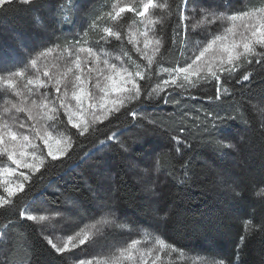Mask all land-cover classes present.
Here are the masks:
<instances>
[{
    "label": "trees",
    "instance_id": "obj_1",
    "mask_svg": "<svg viewBox=\"0 0 264 264\" xmlns=\"http://www.w3.org/2000/svg\"><path fill=\"white\" fill-rule=\"evenodd\" d=\"M91 1L95 0H87L80 6L81 0H36L37 7L21 6L20 10H15L17 5H9L0 11V30L6 26L23 32L32 40L41 32L40 27L45 25L52 33L49 41L54 39L64 44L73 35L75 27H84L86 19L89 21L93 17V10L86 8ZM157 2L162 7L154 9V13L161 23L154 30L158 38H163L165 47L155 58L158 63L153 65L151 78L139 81L149 91L159 81L154 75L158 67L170 68L180 64L191 47L190 43L182 55L178 50L179 37L177 44L171 43V37L175 35L173 29L179 26L181 0ZM79 13L81 19H78ZM133 19L136 18L132 13H125L118 23L110 21L107 26L126 34ZM186 23L191 33L190 20ZM100 29L92 30L91 40H101ZM108 42L109 47L123 50L140 65L147 64L132 52L127 35L123 41L113 38ZM5 48L8 50L10 46ZM245 68L253 72L251 83L237 84L235 81L239 76L227 81L229 92L222 95L220 101L207 99L208 96H215L214 82L201 83L194 88L190 94L195 99L174 100L176 94L154 97V102L142 109L154 111L151 120L157 121L155 125L149 124L146 119L134 121L122 110L107 120L91 123L90 132L83 137L77 134V129L65 126L63 131L72 136L76 145L71 155L63 163H49L46 169L33 175L31 181L25 184V190L13 198L14 207L0 209V227L11 221L7 228L10 242L0 244V264L25 263L29 259L31 264H75L72 252L63 256L56 254L44 239L49 232L37 222L21 220L18 210L27 208L30 213H36L41 207L61 210L66 201L78 202L88 208L93 203L88 187H96L103 179L95 167L102 162L101 157L111 168L116 209L132 226L156 232L182 251L213 259L234 260L239 238L245 234L244 221L252 219L254 224L264 221V205L252 195L251 187L253 180L264 178V112L261 111L264 109V66L254 63L245 65ZM221 81L224 83L223 76ZM165 97L169 99L167 104L163 102ZM173 101H179V104ZM237 109L248 121L247 124L237 119L228 121L217 130L210 125L208 131L204 130L206 112L230 116L236 114ZM129 110H133L131 106ZM197 116L201 117L200 121L194 119ZM198 123L200 127H197ZM181 127L185 128L184 133L179 131ZM112 133H116V139L106 142L101 148L99 142L107 141ZM172 136L187 140L191 148L177 145ZM210 138L233 143L243 138L242 151L239 154L230 150L216 151L206 144ZM117 141L128 147L127 153L120 149ZM177 147L181 149L179 154L175 151ZM147 155L150 162H144ZM158 155L161 162L159 171L156 170ZM189 158L190 178L183 184L178 183L177 177L182 175L179 166ZM132 159L136 163L141 162L140 167L148 169L150 176L154 172L155 180L160 182L159 195L154 204L145 205L142 189L146 182L142 183L134 177L133 168L129 166ZM229 184L241 186L237 189L241 192L239 202L230 198ZM157 202L165 205L166 210L170 209V218L166 222L161 223L154 218ZM239 255L240 264H264V232L253 230Z\"/></svg>",
    "mask_w": 264,
    "mask_h": 264
},
{
    "label": "snow or ice",
    "instance_id": "obj_2",
    "mask_svg": "<svg viewBox=\"0 0 264 264\" xmlns=\"http://www.w3.org/2000/svg\"><path fill=\"white\" fill-rule=\"evenodd\" d=\"M194 3L195 0H181L179 26L173 29L175 35L171 37L172 44H177V38L179 37L178 50L182 55L188 49L189 44L192 43L190 39L191 33L188 31L186 23L189 20V16L186 15V12L202 15L204 17L202 22H206L209 25L215 20L227 21L228 27L224 30L223 35H213L202 46H200V42H196L191 54L184 59L183 66L179 63L170 68L159 66L154 75L157 77L167 76V79H161L156 88L150 91L146 90L139 81L151 78L153 65L158 63L155 58L160 55L161 48L165 47L163 38L150 39L152 29L158 23H161L159 20L150 18L151 10L162 7L160 4L154 3V0H139V4L135 0H126L123 6L118 0L111 11L104 13L103 16H97L89 25L90 28L97 27V22L102 18L118 23L125 13H132L136 18L134 23L144 25L143 32L137 31L133 33L130 30L125 34L115 30L113 27H105L100 39L105 42L113 38L117 41H123L125 35H127L128 43L139 45L141 41L135 37H142L143 48L136 47V51L141 53L147 60V64L143 68L140 65H136L134 72L129 71L123 64L118 67L116 63H111L107 58L101 59L93 48L79 47L76 59L72 61V65L66 67L57 76L52 75L49 71L40 72L39 77L30 76V70L39 71L38 58H32L23 67L16 68L14 71L8 70L6 75H0V88L21 98L18 103H13L10 108H5L0 112V156L6 157L7 161L15 165V167H0V188L6 194L0 195V209L13 208V198L17 196V193L25 190V184L31 181L33 175L40 173L41 169H46L49 163L53 165L63 163L74 151L76 145L72 136L56 133V125L64 123L61 120V116L66 117L67 124L77 129V134L83 137L90 132L91 123L107 120L110 116L120 113L122 110L127 112L134 121L138 118L141 120L148 119L143 116L142 111L137 109H142L144 105L153 103L154 93L158 94V92L164 91L169 86L195 88L201 82H214L215 96H208L207 99L209 101H220L222 95H227L229 92L226 85L227 81L239 76V79L235 81L237 84L251 83L253 72L247 70L245 65L251 66L255 63L256 65L264 66V4L260 7H252L249 10L232 11L231 14H227V12L217 14L214 11L199 8L198 6L190 7ZM9 5H17L15 10H20L21 6H28L29 8L38 6L36 0H0V11H3ZM224 7L225 9L230 8L231 3L229 2ZM84 35H87V32ZM85 42L76 40L75 43L80 45ZM150 45L152 55H147ZM52 51V48H46L38 54V57H46ZM80 53H84L88 57V64L94 66L87 67L85 71V68L82 67ZM100 65H103V67ZM242 70L243 74L241 75ZM93 74H95V87L99 89L100 93L98 97L88 90V83L92 79ZM222 76L224 77V83L221 81ZM53 81L52 86L56 93L54 98L43 94L39 101L35 99L28 101L26 95L33 93V87H47L46 82ZM22 82H24L23 88L26 92L21 91ZM69 88H71L70 96ZM133 102L135 103L133 104ZM163 102L167 104L169 99L165 97ZM173 103L178 105L179 101H173ZM130 106L133 110H129ZM13 110L16 113H26L27 121L31 123L27 121L19 124L10 123L6 117ZM90 111L93 112V121H86L83 117ZM261 111L264 112V109ZM97 112L99 113L98 115L96 114ZM194 119L200 121L201 117L197 116ZM237 119H241L245 124L248 123L239 109L236 110V114L230 116H220L218 113L206 112L204 114L203 127L205 131H208L209 125L212 129L217 130L221 125H226L228 121ZM148 123L155 125L157 121L149 119ZM200 126L198 123L197 127ZM179 131L184 133L185 128L181 127ZM209 136H212L211 132ZM171 138L177 145L183 144L185 148H191V144L187 140L181 139L180 136H172ZM115 139L116 133H112L107 137V141L102 140L99 142L101 148L106 142H111ZM37 141H41L42 144L37 143ZM117 143H119L123 152H128V147L124 143L119 141ZM243 143V138L236 143L229 140L211 138L206 142L208 146L213 147L216 151L224 152L230 150L237 154L242 151L241 146ZM45 148L47 150L46 153L44 152ZM97 151H100V148H97ZM175 151L179 154L181 152L180 147H177ZM100 159L102 162L96 164L95 167L98 169L97 174L103 176L108 169V163L103 157ZM160 163L158 155L156 158L157 171L160 170ZM190 163L189 158L180 164L179 170L182 175L177 177L178 183L183 184L190 178ZM129 166L131 168L137 167L134 162H130ZM17 169H27L28 171L17 173ZM142 171L146 173L148 169H143ZM5 177L9 179H5ZM11 177H16V179L13 180ZM222 182L227 183L226 181ZM240 187L239 184H235V186L229 184L227 188L230 198L237 202L241 198V192L237 190ZM251 187L252 195L259 200L261 205H264V178L253 180ZM142 191L151 197L159 195L155 184L142 189ZM88 192L92 194L96 208L103 215H114L113 207L109 203V200L116 192L114 188L111 186L106 187L103 182H100L96 187H88ZM69 203L73 202L69 201ZM169 213L170 209L166 210L165 205L157 202V206L154 209V218L156 220L161 223L166 222L170 218ZM18 216L21 220L33 222H43L48 219L45 215L37 216L31 214L27 208L19 209ZM10 223L11 221H8L3 227H0V244L10 242V237L7 233L8 224ZM99 223H107V221L102 220ZM253 230L264 232V221L254 224L252 219L245 220V234L239 238L235 259L232 261L221 260L219 264H240L239 253ZM44 239L47 245L61 256L91 242L89 232L84 229L77 232L75 236L69 235L63 244H57L52 238L47 236ZM138 243V240L133 239L126 247L118 248L111 258V264H137L135 252ZM156 244L161 250L165 247H170L165 245L163 239H157ZM172 251L178 250L173 247ZM25 264H31V259L26 261ZM76 264H109V261L107 259L92 258L87 261L79 260Z\"/></svg>",
    "mask_w": 264,
    "mask_h": 264
},
{
    "label": "rangeland",
    "instance_id": "obj_3",
    "mask_svg": "<svg viewBox=\"0 0 264 264\" xmlns=\"http://www.w3.org/2000/svg\"><path fill=\"white\" fill-rule=\"evenodd\" d=\"M85 2H87V0H81L80 6H83ZM117 2L118 0H95L91 1V3H88L86 8L90 9L91 11L93 10V17L89 21L86 19L87 22L86 24L84 23V27H75L73 35L69 36V39L64 44H59L54 39L49 41L48 38L52 37V33H50V30L45 25L44 27H40L41 32L38 34V36L35 35L33 38L31 37L32 40H29L23 32L11 30L6 26L2 27V30H0V75H6L8 70L14 71L16 68L23 67L30 59L38 58L39 71L30 70V76L34 78L39 77L40 72L42 71H49L52 73V75L57 76L62 73L66 67L72 65V61L76 59L77 49L79 47L93 48L94 52L99 54L101 59L107 58L111 63H116L118 67L123 64L124 67L129 69V71L134 72L136 70V65H140L139 62L134 61L133 58L128 54L125 55L123 50L117 51L109 47L108 41L105 42L103 40L97 39L91 40L89 37L92 30L95 28L100 29L102 26H104V28L108 27L107 24L110 22V20L107 18H102L99 20L97 22V27L95 28H90L89 25L97 16H103L104 13L111 11ZM119 2L121 3V6H123L126 0H119ZM135 2L139 4V0H135ZM229 2L231 3V7L225 9L224 5L229 4ZM154 3H156V0H154ZM262 4H264V0H198L194 6L214 11L217 14L220 12H227V14H231L232 11L249 10L252 7H260ZM186 15L189 16L190 20V37L192 43L190 44V49L186 52L184 58L181 60V66H183L184 59L191 54L196 42H200V46H202L204 43L210 40L213 35H223L224 30L228 27L227 21L224 20H215L211 25H209L206 22H202L204 21V17L202 15H194L191 12L186 13ZM81 17L82 16L79 13L78 19H81ZM150 18L157 20V15L154 13V10H151ZM104 28L100 29L102 31L101 35L103 34ZM130 30L133 33L137 31L143 32L144 25L134 23L133 21L129 25L128 32ZM85 32H87V35H84ZM135 38L140 39L141 43L139 45L131 44L132 52H134L146 63L147 60L144 58V56L136 51V47L143 48L142 37ZM156 38H158L157 34L155 30L152 29L150 33V39L154 40ZM76 40H82L86 42L77 45L75 43ZM5 46H10V48L6 50ZM46 48H52L53 51L46 57L39 58L38 54L43 52ZM79 55L82 61V67L85 68V71L87 67L94 66L88 64V57L84 53H80ZM147 55H152L151 45L147 50ZM118 57L119 59H117ZM135 62L137 64H135ZM100 66L103 67V65ZM140 66L141 68L144 67L142 65ZM40 78L43 79L42 77ZM161 79H167V76L158 77L159 81L156 83V85L160 83ZM23 83L24 82H22L21 91L26 92V90L23 88ZM46 83L47 87L42 88H34L33 86H29L33 87V93L31 95H26L28 101L33 99L39 101L43 94H47L50 98H54L56 95L55 89L52 86L54 81ZM156 85L154 88H156ZM193 89L194 88H189L187 86H169L168 88H165L164 91L158 92V94L154 93V97L165 96L167 94L171 96V94H176L177 98L174 100H180L182 98L195 99L196 97L190 94ZM88 90L97 97L100 94L99 89L95 87V74H93L92 79L88 83ZM70 95L71 88H69V96ZM20 99V97L14 96L11 93L6 92L3 88H0V112H2L5 108H10L11 104L18 103ZM141 111L143 116L148 118L146 119L147 121L152 119V115L154 113L153 110L147 111L146 109H142ZM96 114L98 115L99 113L97 112ZM83 118L86 121H93V112H88ZM6 119H9L10 123L15 122L16 124H19L27 121V114L23 112L16 113L13 110V112H11L9 116L6 117ZM61 120H63L64 123H58L56 125V133H62L67 136V133L63 131L64 127L68 126L66 122L67 118L61 116ZM27 122L31 123L30 121ZM61 125H63V127H61ZM37 143L42 144L41 141H37ZM46 151L47 150L45 148L44 152L46 153ZM149 159L150 158L147 155V157H144V162H150ZM132 162L137 165L136 168L132 169L134 177L139 179V181L142 183L146 182V186L144 188L155 184L158 191V185L160 182L155 180L156 175L154 172L153 175L150 176L148 171L146 173L142 171L144 168L140 167L141 162L136 163L133 159ZM5 166L15 167V165H12L9 161H7L6 157L0 156V167ZM20 171L27 172L28 170L17 169V173ZM102 178V182L106 187L111 186L114 188L111 168L109 166L104 172ZM147 178H150V180H147ZM5 179L9 178L5 177ZM11 179L15 180L16 177H11ZM0 195H6L3 193L2 188H0ZM157 198L158 196L151 197L144 193L145 205L149 206V204H154ZM72 202L73 203H69V201H66L61 210H51L48 207H41L38 209V211H36V213L31 212V214L37 216L45 215L48 217L47 220L37 223L40 224L47 232H49L48 237L52 238L57 244H63L69 235L75 236V234L81 229L89 232L91 236V242L87 243L86 245H81L71 251L75 257V264L79 260L87 261L92 258L107 259L109 264H111V258L116 253V250L121 247H126L133 239L139 241L136 246L137 250L135 252L137 264H194V262L195 264H219L221 261L219 259H213L206 256H201L199 254L182 251L176 246L168 243L160 234L152 232L151 230L142 226H132L124 217V215L122 216V214H120L116 209L117 201L115 194L109 200V203L113 207L114 215H103L96 208L94 201L88 208L82 204H79L78 202ZM58 213L59 215H57ZM102 220H106L107 223H99V221ZM157 239H163L165 245L170 247H165L163 250H161V248L156 244ZM173 247L178 251H172Z\"/></svg>",
    "mask_w": 264,
    "mask_h": 264
}]
</instances>
